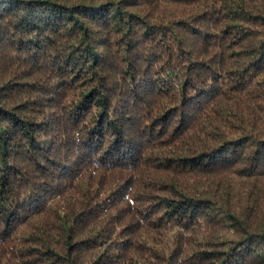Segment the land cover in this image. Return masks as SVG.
<instances>
[{
	"label": "trees",
	"instance_id": "16d2710c",
	"mask_svg": "<svg viewBox=\"0 0 264 264\" xmlns=\"http://www.w3.org/2000/svg\"><path fill=\"white\" fill-rule=\"evenodd\" d=\"M0 264H264V0H0Z\"/></svg>",
	"mask_w": 264,
	"mask_h": 264
}]
</instances>
